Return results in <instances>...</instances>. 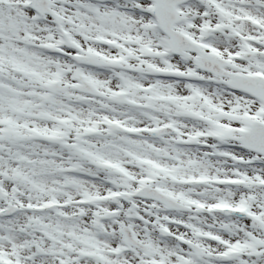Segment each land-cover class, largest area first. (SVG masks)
<instances>
[{
	"label": "snow or ice",
	"instance_id": "1",
	"mask_svg": "<svg viewBox=\"0 0 264 264\" xmlns=\"http://www.w3.org/2000/svg\"><path fill=\"white\" fill-rule=\"evenodd\" d=\"M0 264H264V0H0Z\"/></svg>",
	"mask_w": 264,
	"mask_h": 264
}]
</instances>
